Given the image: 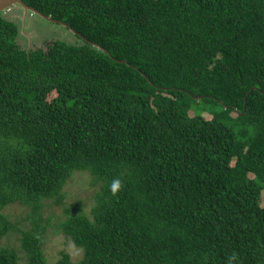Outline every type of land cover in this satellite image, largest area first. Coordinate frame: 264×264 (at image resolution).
Here are the masks:
<instances>
[{"label": "trees", "instance_id": "trees-1", "mask_svg": "<svg viewBox=\"0 0 264 264\" xmlns=\"http://www.w3.org/2000/svg\"><path fill=\"white\" fill-rule=\"evenodd\" d=\"M22 1L83 38L22 48L0 12V264H48L75 171L94 203L54 264H264V0Z\"/></svg>", "mask_w": 264, "mask_h": 264}, {"label": "rangeland", "instance_id": "rangeland-1", "mask_svg": "<svg viewBox=\"0 0 264 264\" xmlns=\"http://www.w3.org/2000/svg\"><path fill=\"white\" fill-rule=\"evenodd\" d=\"M3 15L15 21L19 28L21 27L22 9L20 7L12 6L10 9L3 11ZM16 39L22 48L42 47L43 49H46L49 42L56 39L72 43L81 42L74 33L64 26L30 14H27L23 32L19 31ZM94 190L95 187L89 184V174L84 171H75L63 187L62 202L46 201L41 210V216L45 219L49 217L43 245L48 264H54L60 256V251L68 252L73 261L81 257V248L74 245L61 231L55 230V225L65 217L64 208L68 206H72L73 212L82 211L90 215V208L94 203L92 198ZM2 211L19 228L30 225V219L27 215L28 207L19 203H11L6 205ZM19 236L20 232L18 230L10 231L0 238V246L16 248Z\"/></svg>", "mask_w": 264, "mask_h": 264}, {"label": "water", "instance_id": "water-1", "mask_svg": "<svg viewBox=\"0 0 264 264\" xmlns=\"http://www.w3.org/2000/svg\"><path fill=\"white\" fill-rule=\"evenodd\" d=\"M12 6H18L22 9L21 27H20V31H22V32H23V28L25 26V20H26L27 14H30V15H36V16L41 17L43 19H46L50 22H56V23H58L64 27L68 28V30L70 32L77 34L79 38H81V39L83 38L75 29L70 27L66 22L56 20V19L52 18L50 15H45L42 12H40L39 10L33 8L32 6L25 4L22 0H0V12L8 10ZM92 43H93V45L99 47V45H97L96 43H94V42H92Z\"/></svg>", "mask_w": 264, "mask_h": 264}, {"label": "clouds", "instance_id": "clouds-1", "mask_svg": "<svg viewBox=\"0 0 264 264\" xmlns=\"http://www.w3.org/2000/svg\"><path fill=\"white\" fill-rule=\"evenodd\" d=\"M117 184H113V190H115V188L117 187Z\"/></svg>", "mask_w": 264, "mask_h": 264}]
</instances>
